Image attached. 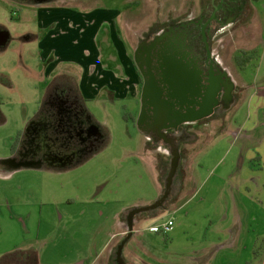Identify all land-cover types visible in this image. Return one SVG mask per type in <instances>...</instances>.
<instances>
[{
	"label": "rangeland",
	"instance_id": "374dc122",
	"mask_svg": "<svg viewBox=\"0 0 264 264\" xmlns=\"http://www.w3.org/2000/svg\"><path fill=\"white\" fill-rule=\"evenodd\" d=\"M74 1L67 6L68 16L57 14L54 22L46 19L43 26L49 27L50 32L64 30L65 36H59L68 37L66 41L59 38L56 45L47 43L67 49L71 57L57 61L55 72L78 76L91 62L93 65H89L88 70L94 65L106 69L117 66L116 72L126 74L118 63L120 58L126 53L128 57L135 54L139 38L145 37L154 23L167 25L190 15H201L199 0ZM251 7L259 10L255 12L258 19L251 20V9L245 22L233 26L232 30L240 29L239 34L235 40L230 37L229 42H225L224 51L228 54L225 60L229 65L235 52L248 51L249 47L260 50L261 60L252 62V67L244 71L247 82L254 85L251 89L254 93L247 95L246 81L236 70L237 79L233 81L240 89L238 109L227 111L220 119H215L216 116L209 120L222 125V132H226L224 138L206 155L208 142L213 141L220 130L217 124H212L210 137L203 142L189 144V147L181 144L183 158L188 155V149L191 150L189 157L200 161L198 164L196 161L198 166L203 164L198 169L200 177L193 176L196 165L193 170L188 169L183 161L180 171L187 176L183 187L179 185V176L173 178L169 195L172 192L174 195L165 206L137 216L140 221L136 228L143 218H152L144 220L140 233L126 244L123 256L129 263L264 264V95L259 93L264 86V0H253ZM32 8L0 0V26L11 36L9 43L0 42L2 158L11 155L17 135L25 130L42 100L36 82L46 71L47 64L41 60V44L37 37L44 31L36 28L38 22ZM250 24L254 25L251 35L255 37L245 41L242 33ZM109 91L104 89L101 95L87 102L96 121L106 130L105 146L65 169L44 168L35 173L37 183L34 185L44 188L43 199L47 201L53 197V208L47 204L44 207L54 212L56 219L49 227L43 221L42 234L53 236L45 250L54 249L58 256L52 259L57 264L67 256L70 261L80 258L91 261L98 253L103 254L104 245L112 234L120 232V215L137 204L163 198L169 185L174 150L171 152L160 139L151 146L154 152L148 151L150 143L138 125L141 97L113 100ZM198 126L188 124L187 130L196 136L202 131ZM233 127L240 131L234 132ZM152 156L157 167L153 166ZM165 159H169V163L161 172L158 166ZM230 169H237V175H233V171L228 173ZM208 174L211 180L222 177L228 185L227 194L233 182L236 187L245 186L240 188L235 204L226 198L225 192L220 193L219 187H213V193L209 192L210 187H199L201 178ZM19 179L17 176L4 183L19 187ZM22 186L29 187L28 184ZM128 210L121 218L122 235L110 244V264L118 263V243L128 233ZM169 219H173L174 228L167 235L151 230V226Z\"/></svg>",
	"mask_w": 264,
	"mask_h": 264
},
{
	"label": "crops",
	"instance_id": "0c3cea01",
	"mask_svg": "<svg viewBox=\"0 0 264 264\" xmlns=\"http://www.w3.org/2000/svg\"><path fill=\"white\" fill-rule=\"evenodd\" d=\"M252 12L253 13L251 14V16H253V19L251 20H254L255 22V18L256 20L258 19V14L255 12L259 13V10ZM51 20L55 21L56 16H52ZM253 27L254 25L252 26V24H250L248 28L243 30L242 34L245 41L252 38L254 39L255 36L251 35V30L253 29ZM239 31L240 29L232 30L230 29V27H226L221 30L209 29L208 31H206L208 38L212 42V54L207 57V60L213 59L214 62L212 63H214L216 66H222L234 80L237 79V77L235 76L236 70L239 71L241 78H243V80L245 79L244 81H246L244 88L247 89L245 92H247V95L250 96L254 93L253 90H251L253 89L254 85L247 82L244 71L246 68L252 67V62L254 63L258 60H261L262 56L260 54V50L255 47H249L246 48V50L248 51L242 53H233V59L231 60V62H229V65L225 60V56H228V54H226V52L224 51L226 45L225 42H229L230 37L232 38L231 40H235L237 37L236 34H239ZM51 33H59V30L52 31ZM224 33L226 34L223 36ZM186 34L188 40L191 39L194 42H197V39L202 36L200 28L193 29L192 31L190 30L189 32L187 31ZM204 42L205 41L202 38V42H200L198 46L202 45ZM222 42L223 44L221 45L220 43ZM187 44L190 43L188 42ZM40 49L42 53L41 60L47 64L46 71L43 72L42 75L39 76V78L37 77L38 82H36V84L38 85L36 87L37 90H41L42 92V100L38 102V110L35 112L34 116H32L27 122L25 130L20 131L17 135L16 141L12 146L11 155H6L4 158L0 157V184L2 185L0 187V264H57L56 260L52 259L58 256L56 255L54 249L48 248L45 250V247L49 245L50 241L53 239V236L49 233L46 235L42 234L43 221L45 224H47L46 226L49 227V225H51V223H53L56 219L54 216L55 213H52L50 209L45 210L44 207L45 204H47L50 206V208H53V197L51 196L52 198L47 201L43 199L44 188L36 187V185H34L35 183H37L35 181L37 174L35 173L38 171L41 172L42 170H44V168L48 170L65 169L69 167L71 163L74 165L75 163L87 159L93 152L105 146L106 130L96 121V119L94 118V114L91 112L89 107H87V102L101 95V92H103V90L107 88L108 90H110L109 96L113 100H115L116 98H125L126 96H131L133 98L139 99L141 97L142 110L140 119L138 120V125L140 130L145 134L146 139L147 137H152L153 139V141L151 140L152 142L147 139V141L150 143L147 144V146L149 147L147 148L148 151L154 152V148H152L151 146L153 144H156L157 142H159L158 140H160L155 139L156 136L153 130L157 125H154L151 122V108L148 104L147 106L144 105L142 97L144 77L140 72L141 68L139 59L143 58L144 56L148 58V51L145 50L146 52L142 53V51L139 50L140 48L136 45L134 49L135 54H132L130 57H128V54L126 53V55H124L122 59L120 58V61L118 63L123 66L126 74L116 72L117 66H115L114 69L112 67L106 69L102 66L97 67L96 65H94V67L91 66V70H88L89 65H93V63L91 62L88 64L87 69L84 68V70H82V73H80V75L78 76L77 74L65 73L63 71L55 72L57 61H59L60 59L71 58L67 49L65 50V48L55 47L54 44L51 45L47 43L41 44ZM191 50L192 49L190 48V54H193ZM58 56H60V58H58ZM198 56L200 57L199 53ZM207 71L209 79L210 77L216 75L213 72V69H209ZM141 83L142 87L140 89L139 87ZM63 84L72 85L73 91L74 93H76L80 103L79 107H71L69 106V103L65 102V100L57 101L56 97L58 93L62 92ZM260 88V95H264V86ZM238 105V101L233 102V104L227 108V111L229 112L231 110H237ZM56 108H60L59 112L57 113V119L53 120V122L51 121V123L43 120V122L40 123V125L36 129L31 128L33 122L42 121V116L44 114L51 112L52 109L54 111L56 110ZM229 121L225 123H228ZM216 122L218 121L211 120L206 123H198V128L202 129V131L199 132L196 136L189 133V131L187 130V124L182 128L179 127L178 130H173L174 132L170 136L167 133L165 137H162L161 140L163 141L165 147L170 149L171 152L174 149V146H176L175 148H179L180 159L174 178H176L177 176L180 177V187H183V184H185V182L187 181V176L182 175V172L180 171L183 161L185 162V167H187L188 169L192 168L193 170V167L195 165L197 166L194 168L193 174V176H197V178L200 177L198 169L199 167L203 166V164H200V166H198L197 164L200 161L198 162V160H193L189 157L191 150L188 151L187 149L188 155L183 158L181 144L185 143V145L189 147V144L195 143V145H197L200 142H203L204 138L207 139L210 137L209 129L212 127V124H217L220 130L214 140L208 142L206 147H208L209 144L210 145L208 150L206 151L207 155L209 151L211 152L217 147L222 138H224V133H226L222 132L224 131L222 130V125L220 126V124ZM90 125L95 127V135H98L100 138L95 147L85 146L86 138L89 134L88 132H86V127ZM42 127V130L45 129L47 133L48 131L52 130L56 132V134L60 135V137L58 141H50L48 143L44 141V146H42L43 148L40 150L38 144H35L37 142L35 139H37L38 130H40ZM241 127L242 126H240L239 128ZM70 129L72 131H70L67 135L73 136L70 138L71 141H67L64 137V134L66 135V132H64V130L68 131ZM232 129L234 132L240 131L235 127H233ZM97 132H99V134ZM52 136L55 137L56 135L52 133ZM66 141L68 142V145L66 144ZM55 143L58 144V146H55ZM172 146L173 148H171ZM81 148L82 150L78 153ZM47 152H49L48 155L50 156L47 155ZM76 152L77 154L74 155V153ZM49 157H52V159L57 162H49V160L47 161L46 159H49ZM59 157H62L61 159H65L68 161L59 162L61 160ZM152 158L153 166L157 167L154 156H152ZM166 160L168 161V164L169 159H165V161L161 162L158 166L161 172L166 167ZM200 160H203V158H201ZM237 168H239V164H237ZM240 168L242 167L240 166ZM233 170L234 169H230L228 173H232ZM233 175H237V169L236 171H233ZM17 176L21 178L18 180L19 187H11L10 185L4 183L7 180H12ZM201 179L203 180L199 187H210L209 192L211 193H213V187H219L220 193L225 192L227 196L226 198H228L229 201H233L234 204L239 197L238 194L241 192L240 188L243 189L245 187L241 186V184L239 185V187H236V183L233 182V184L229 186L231 188L229 190V193L227 194L228 185L225 183L222 177H217L216 179L211 180L208 174V176ZM25 184H28L29 187L22 186ZM33 185L35 187H33ZM219 191L216 188L215 192L218 193V196ZM173 195V192L170 193L168 199L166 198L165 202L171 199ZM154 203L155 202L141 205L137 204L136 206L130 207L129 210L126 209L120 215V232L112 234L110 240H108V242L104 245V247L106 248L103 254L98 253L91 261H88L86 258H80L78 261H70L67 256L64 257V259L59 260V263L110 264V261L112 259L109 251L110 244L114 242V239L117 240L118 238H120L123 233L121 219L122 215L128 210L127 215L129 216L130 212L133 209L147 207ZM162 206L164 207L165 204H163ZM154 210L156 209H150L135 214L133 218V233L127 239L124 248L128 241H130L136 233H140L139 230L142 227L143 221L148 218H152V216L143 218L139 226L140 228H136V223L140 221L137 220V216ZM127 236L128 233L124 238L121 239L118 244L120 245ZM105 251L107 252L105 253ZM123 260L127 261L124 259V256ZM126 263L133 264L129 263L128 261Z\"/></svg>",
	"mask_w": 264,
	"mask_h": 264
},
{
	"label": "flooded vegetation",
	"instance_id": "af4514ba",
	"mask_svg": "<svg viewBox=\"0 0 264 264\" xmlns=\"http://www.w3.org/2000/svg\"><path fill=\"white\" fill-rule=\"evenodd\" d=\"M9 1L14 4H19L20 6L27 5L31 8L33 7L31 12L36 16L38 22L36 28L39 30L43 29L44 31L42 36L40 34V36L37 37L38 43L43 44L51 42L55 44L59 42V38L61 41H66L68 38H61L59 36H65L64 30L57 29L59 30V34L51 33L50 30H48L49 27L43 26V23L47 22L46 19H49L50 21L52 16H56L57 14L68 16L69 10L67 9V6L70 3H74V0ZM198 4L201 15H190L185 20L172 22L167 25H160L156 22L153 24L150 31H147L148 33L145 37L139 38L137 44L140 48L139 50L142 51V53L148 51V58L144 56L139 59L141 75H143V77L145 75L147 79H154L153 87H151V97L149 98V107L151 108L150 120L154 125L161 122L166 125H173L178 121H182L183 123L179 126L182 128L187 124L206 123L212 117L216 116L217 118L215 119H220L227 112V108L230 107L233 102H237L240 98V89L238 85L235 84V86H232L233 78L229 74L224 73V68L222 66H216L212 63L214 62L213 59L207 60V57H209L207 46L212 50V42L208 38L206 31L209 29L219 30L224 25H227V27H231L232 29L236 24L245 22L251 9L252 11H255L254 9H256L251 7L253 5V0H208V2L205 0H199ZM51 22H54V20H51L50 23ZM198 28H200L202 36L197 39V42H194L191 39L188 40L186 32ZM46 30L48 31L46 32ZM204 33L206 39L203 37ZM54 35L57 36L54 37ZM22 38H25V35L22 36ZM202 38L205 42L198 46L199 43L202 42ZM9 40H11V36L2 26H0V42L6 41L9 43ZM188 42L190 44H187ZM172 45L175 46L173 58L170 56ZM190 48L192 49L191 52H193V54H190ZM198 53L200 54V57L198 56ZM209 69H213V72L216 74L215 76L210 77V79L207 73V70ZM189 79L193 80L195 87H200L201 91L202 89L204 90V87L210 85L211 81H218L220 88L218 93L219 99L213 107V112L209 116L202 117L206 108L200 106L199 102L201 98H199V94L193 95L190 98L192 101L191 103H184V100L180 97L176 98L170 96L171 91H173L174 87L176 88L177 84ZM160 94L161 97L159 96ZM56 99L57 101L65 100V102L69 103V106L71 107H79L80 105L78 97L76 93H74L73 87L70 84H63L62 92L58 93ZM169 105L172 106L170 113L171 119H168ZM59 110L60 108H56L54 111L52 109L51 112L44 114L42 116V121L33 122L31 128L36 129L43 120H46L48 123H51V121L53 122V120L57 119V113ZM42 129L43 127L38 130L37 139H35L37 141L35 144H38L40 150L43 148L42 146H44V141L47 143L50 141H58L60 137V135L52 130L47 133L45 129ZM70 131L72 130H64V132H66L64 137L67 141H71L70 138L73 136L67 135ZM86 132L90 135H87L85 146L95 147L100 140L99 136L95 135V127L91 125L87 126ZM153 132L156 136L155 139H162L155 130H153ZM173 132L172 129L167 130L169 136ZM52 133L56 136L53 137ZM97 133L99 134V132ZM67 141L66 144L68 145ZM55 146H58V144ZM171 148H173V146ZM81 150L82 148L78 153ZM48 153L49 152H47V155ZM75 154H77V152L74 153V155ZM59 158L61 159L62 157ZM46 160H49V162H57L54 161L52 157H49V159ZM67 161L68 160L61 159L59 162ZM117 264L127 263L123 260Z\"/></svg>",
	"mask_w": 264,
	"mask_h": 264
},
{
	"label": "water",
	"instance_id": "95a60500",
	"mask_svg": "<svg viewBox=\"0 0 264 264\" xmlns=\"http://www.w3.org/2000/svg\"><path fill=\"white\" fill-rule=\"evenodd\" d=\"M227 25L222 26L219 30L226 28ZM204 39H206V35L204 33ZM175 46L172 45L171 46V52H170V56L173 58V54H174V48ZM208 47V55L210 56L212 54V50L209 46ZM224 73L228 74V72L224 69ZM191 79V78H190ZM186 80L180 84L176 85V88H173V91H171L170 96L172 97H176V98H181L184 100V103H191L192 101L190 100V98L193 95L199 94V98H201L199 104L202 108H206L205 113L202 115V117L205 116H209L212 112H213V107L215 106V104L217 103L218 98V93H219V84L218 81H211V84L204 87V90L201 88H197L195 87V84L193 82V80ZM153 80L154 79H147L144 75V86H143V102L144 105L147 106V104L149 105V98L151 97V87H153ZM232 86H235V83L232 81ZM199 92V93H198ZM202 92V93H201ZM161 97V94L159 95ZM182 100V101H183ZM145 106V107H146ZM172 106L169 105L168 106V113H169V117L168 119H171L170 117V113H171V108ZM161 113V112H160ZM158 114V113H157ZM195 120V119H193ZM182 121H178L173 125H166L163 122L157 124V126L154 128V130L161 136V137H165L167 134V130L168 129H172V130H178L180 124H182ZM173 157H172V161H171V171H170V175L168 178V182L169 185L167 187V191L164 194V197L159 199L158 201H156L154 204L147 206V207H143V208H135L133 209L129 216H128V236L121 242V244L118 246V250H117V260L118 262H122L123 261V250H124V245L127 241V239L131 236V234L133 233V218L135 216V214L140 213L142 211H146V210H150V209H157L158 207L162 206L166 200V198L169 196V190H170V185L172 184L173 178L175 176V173L177 171L178 168V164H179V159H180V153H179V148H174L173 149Z\"/></svg>",
	"mask_w": 264,
	"mask_h": 264
},
{
	"label": "built area",
	"instance_id": "2783aa9c",
	"mask_svg": "<svg viewBox=\"0 0 264 264\" xmlns=\"http://www.w3.org/2000/svg\"><path fill=\"white\" fill-rule=\"evenodd\" d=\"M216 58H218V57H216ZM147 139L149 141L152 140L151 137H147ZM150 228L153 232H162L163 234H167L174 228V221H173V219H169L161 225L160 224L153 225Z\"/></svg>",
	"mask_w": 264,
	"mask_h": 264
},
{
	"label": "trees",
	"instance_id": "16d2710c",
	"mask_svg": "<svg viewBox=\"0 0 264 264\" xmlns=\"http://www.w3.org/2000/svg\"><path fill=\"white\" fill-rule=\"evenodd\" d=\"M239 59H244V58H239ZM162 162H163V161H162ZM167 162H168V161L166 160V165H167ZM172 230H173V229H172ZM172 230H171V231H172ZM171 231H170V232H171ZM170 232H169V233H170ZM167 234H168V233H167ZM167 234H166V235H167Z\"/></svg>",
	"mask_w": 264,
	"mask_h": 264
}]
</instances>
